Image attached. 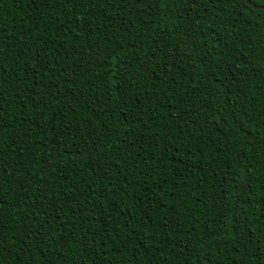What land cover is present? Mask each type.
I'll return each instance as SVG.
<instances>
[{"label": "trees", "instance_id": "obj_1", "mask_svg": "<svg viewBox=\"0 0 264 264\" xmlns=\"http://www.w3.org/2000/svg\"><path fill=\"white\" fill-rule=\"evenodd\" d=\"M0 0V264H264V0Z\"/></svg>", "mask_w": 264, "mask_h": 264}, {"label": "water", "instance_id": "obj_2", "mask_svg": "<svg viewBox=\"0 0 264 264\" xmlns=\"http://www.w3.org/2000/svg\"><path fill=\"white\" fill-rule=\"evenodd\" d=\"M247 4L253 8L260 9L261 7L255 6L249 2V0H246Z\"/></svg>", "mask_w": 264, "mask_h": 264}, {"label": "snow or ice", "instance_id": "obj_3", "mask_svg": "<svg viewBox=\"0 0 264 264\" xmlns=\"http://www.w3.org/2000/svg\"><path fill=\"white\" fill-rule=\"evenodd\" d=\"M0 203H2V201H0Z\"/></svg>", "mask_w": 264, "mask_h": 264}]
</instances>
